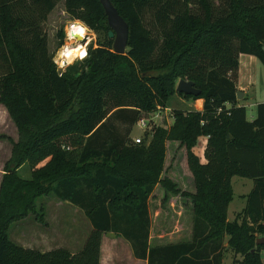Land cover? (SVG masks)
Returning a JSON list of instances; mask_svg holds the SVG:
<instances>
[{
    "label": "trees",
    "instance_id": "16d2710c",
    "mask_svg": "<svg viewBox=\"0 0 264 264\" xmlns=\"http://www.w3.org/2000/svg\"><path fill=\"white\" fill-rule=\"evenodd\" d=\"M59 1L0 0V104L18 130L17 140L0 134L13 144L0 186V264H100L108 232L148 264H222L226 236L242 256L235 264H264V245L256 244L264 235V102L248 120L237 87L241 53L264 66V0H111L129 25L126 54L113 50L100 0H64L79 20L69 32L88 25L104 35L83 63L65 70L44 28ZM178 79L201 90L178 94L203 98V110L175 109L169 128L153 126L136 143L133 126L168 106ZM201 136L206 162L194 151ZM170 141L186 152L193 190L166 173ZM25 164L29 178L20 174ZM234 176L254 186L229 221ZM50 194L92 224L76 253L25 247L9 236L11 224L38 213L37 200ZM176 196L192 212L191 237L152 243L150 199L167 205Z\"/></svg>",
    "mask_w": 264,
    "mask_h": 264
},
{
    "label": "rangeland",
    "instance_id": "374dc122",
    "mask_svg": "<svg viewBox=\"0 0 264 264\" xmlns=\"http://www.w3.org/2000/svg\"><path fill=\"white\" fill-rule=\"evenodd\" d=\"M147 19H150L148 15ZM75 21L79 20L73 19L69 15V13L66 11L64 0H61L49 14L44 24V28L48 35L50 53L53 55L55 62L61 70H65L69 65H80L86 60L85 58L82 60L75 59L71 63L60 62V52L64 46H66V44L71 41L68 36L69 25ZM86 26L88 28V35L86 39H84V42H80L86 43V45H88L87 52L89 53L90 48H95L99 45L100 41L103 40L104 35L91 29L88 25ZM76 27L78 26H74L71 29L70 35ZM89 39H91V41ZM255 76L256 83L254 90L257 98L259 100H263V64H258L257 69L255 70ZM179 80L180 79H178L176 82V88ZM183 99L197 100L186 98L183 96V94H178L177 92L170 98L168 102L167 107L171 110H162L163 117L161 118V121L160 118H157V124L154 126L165 125L169 128L175 120L173 115V111L175 109H181L184 111L189 110V107L185 102H183ZM155 111H152L150 115L144 114L143 116L150 117L155 113ZM248 114L251 115V109H249ZM152 128L153 125L151 127L148 126L147 128H143L139 125V123H136L132 128L131 137L133 140L140 137L143 141L146 139V132H151ZM0 134L11 137L13 140L18 139L17 127L9 116L6 108L2 104H0ZM151 136L152 135L149 134L148 141L151 139ZM7 137L0 138V186L5 173L6 163L12 156L13 144ZM167 144H169V146L165 164L166 173L171 174V176L177 180L182 190H193V179L191 176H189L190 170L188 168L185 150L181 147V145H179V143L170 141ZM43 164L44 162L38 165L40 166ZM31 172L32 167L30 164H25L20 169V174L25 178H29L31 176ZM232 185L234 189V199L230 203L228 210V217L230 220H234L237 214L245 206L246 200L244 199V195L247 196V194L252 190L254 186V180L247 177L234 176L232 178ZM160 193L161 191L159 192V195H161ZM37 204L38 213H31L26 218L15 221L11 224L9 229L10 238L25 247L35 248L41 251H47L57 247H68L73 251H80L84 247L86 240L93 228L85 212L69 202L61 201L53 194L41 196L37 200ZM174 208L175 210L184 209L181 218H178L177 214L173 211ZM174 208L172 207L171 202H169L167 205H163L159 200H150V214L152 217L153 231L155 233L162 231L168 232L172 230L176 225L177 220L180 221L179 224H183L182 222L184 220H188L189 227L186 228V225L184 224L183 229L181 232H179L185 233V236L187 235L189 229L191 228V210L185 203H182L181 200L176 201ZM157 211H159V215H156ZM169 237L170 236L167 235L165 240L168 241ZM120 250L121 252L125 253L122 247H120ZM224 250L222 264H235V259H238L239 261L241 260L240 257L242 256L236 255L235 252L229 247L225 246ZM262 255L264 257V251L262 252ZM126 261L128 262L127 259ZM119 264L122 263L120 262Z\"/></svg>",
    "mask_w": 264,
    "mask_h": 264
},
{
    "label": "crops",
    "instance_id": "0c3cea01",
    "mask_svg": "<svg viewBox=\"0 0 264 264\" xmlns=\"http://www.w3.org/2000/svg\"><path fill=\"white\" fill-rule=\"evenodd\" d=\"M259 63H261L260 60L252 54L241 53L239 56L237 87H238V90L243 92V97L241 99H238V100H239V105H244L246 107L247 118L250 121H253L257 115L258 104L261 102H264V99L259 100L257 98L255 90H254L255 83H256L255 70L257 69V66ZM183 102H185L187 104L189 109H195V110L201 111V110H203V107H204V99L203 98H199L197 100L183 99ZM249 109H251V115L248 114ZM207 141H208L207 136H201L198 140V144L194 148L195 153L199 156V158L201 159L202 162H206L205 149L207 146ZM189 176L192 177L191 172H190ZM233 199H234V197H233ZM244 199L246 200V195H244ZM150 200L154 201V200H158V199H150ZM177 200H181V198L176 196V197H173L171 199L170 202H171L173 208H174ZM64 202H67V201H64ZM245 205H246V202H245ZM229 206H230V204H229ZM244 207L242 208V210L244 209ZM183 210H181V209L175 210V208H174L173 211L177 214L178 218H181V216L183 214ZM228 210H229V207H228ZM242 210L240 212H242ZM156 215H159V211L156 212ZM228 220L233 221V220H230L229 217H228ZM192 221H193V217H192V212H191V217H190L191 228L189 229V232L187 233L186 236H185V233H183V232L179 233V232H181V230L183 229L184 224L186 225V228L189 227L188 226L189 225L188 220H186V221L184 220L182 222L183 224H179L180 221L177 220V223L174 226V228L168 232L162 231V232L155 233L153 231V225H152V228H151V241H152V243L178 242V241L190 238L191 233H192V226H193ZM167 235L170 236L168 241L165 240ZM106 244H107V249H106ZM225 246L229 247L228 246V236H226L225 240H224V247ZM120 247L123 248L125 253L121 252ZM68 249L72 253L78 252L76 250L73 251L70 248H68ZM126 259L128 260V262L126 261ZM240 259H242V257H240ZM120 262L122 264H148L147 260L139 259V258H136L134 256L133 249H132L130 243L126 239H124L123 237L117 236L113 232L105 233L103 235L102 245H101L100 264H119Z\"/></svg>",
    "mask_w": 264,
    "mask_h": 264
},
{
    "label": "water",
    "instance_id": "95a60500",
    "mask_svg": "<svg viewBox=\"0 0 264 264\" xmlns=\"http://www.w3.org/2000/svg\"><path fill=\"white\" fill-rule=\"evenodd\" d=\"M100 1L105 8L108 23L111 28L109 36L114 39V52L118 54H125L128 48L129 25L111 0ZM82 41L84 42V40ZM176 91L178 93L194 96H199L201 94V90L195 86L194 82L186 79L179 80ZM242 97L243 92L239 90L238 99H241ZM256 244L264 245V235L257 238Z\"/></svg>",
    "mask_w": 264,
    "mask_h": 264
},
{
    "label": "bare ground",
    "instance_id": "6f19581e",
    "mask_svg": "<svg viewBox=\"0 0 264 264\" xmlns=\"http://www.w3.org/2000/svg\"><path fill=\"white\" fill-rule=\"evenodd\" d=\"M73 22L69 26H73ZM88 35V29L84 26L76 27L72 34L70 35L68 29V36L70 38V42L64 46L62 51L59 54L61 63H71L77 58H85L87 55V46L86 43L80 42L84 40ZM77 42H75V41ZM91 41V39H89ZM88 44V43H87Z\"/></svg>",
    "mask_w": 264,
    "mask_h": 264
},
{
    "label": "built area",
    "instance_id": "2783aa9c",
    "mask_svg": "<svg viewBox=\"0 0 264 264\" xmlns=\"http://www.w3.org/2000/svg\"><path fill=\"white\" fill-rule=\"evenodd\" d=\"M84 39H86V38H84ZM88 57V52H87V55H86V57L85 58H87ZM85 58H77V59H79V60H82V59H85ZM159 109V110H158ZM162 110H171L170 108H163L162 106H158L157 107V110L155 111V113L153 114V115H151L150 117H146V116H143V117H141L140 119H139V121H138V123H139V125L141 126V127H143V128H147L148 126H154V125H156L157 124V118H160V121H161V118L163 117L162 116ZM151 113H149V115H150ZM148 115V114H147ZM159 126H163V127H166L165 125H159ZM166 128H168V127H166ZM136 143H140L141 141H142V139L139 137V138H135V140H134Z\"/></svg>",
    "mask_w": 264,
    "mask_h": 264
}]
</instances>
